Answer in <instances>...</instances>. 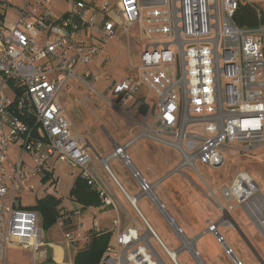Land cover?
<instances>
[{"label":"built area","instance_id":"1","mask_svg":"<svg viewBox=\"0 0 264 264\" xmlns=\"http://www.w3.org/2000/svg\"><path fill=\"white\" fill-rule=\"evenodd\" d=\"M51 1L27 0L18 9L13 26L0 13V264H5V251L11 245L29 249L34 258L44 245L38 211L22 205L21 182L49 177L57 162L78 170L101 204L117 212L113 244H108L98 264H167L152 237L173 264H178L176 256L183 248L196 258L183 244L172 256L136 209V201L130 200L145 227L143 233L134 223L123 225L128 215L94 166L90 143L71 131L58 102L61 88L73 78L87 86L101 78L108 80L106 99L123 111L141 85L157 94L153 117L140 124L141 132L125 144H114L113 151L100 160L107 172L110 159L121 160L137 182V197L145 195L157 206L182 243L187 238L160 203L156 184L143 177L126 152L140 137L176 148L183 161L175 171L190 168L207 191L201 192L213 199L218 210L232 214L240 206L264 237L261 187L253 185L236 193L230 185H223L218 196L196 167L197 163L219 167L225 162V152L240 155L264 145V11L248 4L258 20L263 19L249 28L235 21L243 0H117L115 5L105 1L99 10L90 11L78 0L74 12L59 18L53 16ZM4 4L0 0V6ZM132 26L143 30L145 41L137 78L110 81L108 75L92 71L89 66L99 55L104 54L106 64L112 59L105 53V43L118 30L128 36ZM89 30L97 35L94 41L78 39V33ZM14 142H19L16 161L8 155ZM49 180L55 187L53 175ZM57 224L63 226V219ZM209 228L213 230L214 225ZM65 236L82 239L78 231ZM226 253L233 251L228 248ZM234 264L243 263L237 258Z\"/></svg>","mask_w":264,"mask_h":264},{"label":"rangeland","instance_id":"2","mask_svg":"<svg viewBox=\"0 0 264 264\" xmlns=\"http://www.w3.org/2000/svg\"><path fill=\"white\" fill-rule=\"evenodd\" d=\"M107 1L112 4L115 0ZM243 4H251L264 11V0H243ZM262 28H264V24H262ZM142 35L143 30L137 26L130 28L128 36L123 34L122 30H118L116 35L109 39L104 46L105 53L111 55V61L107 64L102 62L101 65L104 68L95 69L96 73L100 76L108 75L110 81L121 80L126 77L137 78L141 47L145 42L142 41L140 43ZM262 44L264 45V38L262 39ZM103 56L104 54L99 55L97 58H102ZM131 64L134 67H131ZM89 67L94 68L93 65ZM107 82L108 80L101 78L87 86L78 79L73 78L61 88L58 102L70 123L71 131L84 137L90 143L94 166L115 192V199L120 204V207L123 206L124 215H128V221H124L123 225L129 222L134 223L140 227V233H143L145 227L142 220L119 190L109 172L103 168L100 157H105L113 151L114 142L123 144L141 132L140 124L149 122L153 117L152 108L158 96L153 90H149L143 84L139 87L135 97L137 100L129 104L123 111L118 107L114 108L108 103L106 99L108 95ZM145 98L147 103L143 104V106L146 107V111L141 113V104L139 105V102H143ZM193 129L199 130V128ZM196 130L192 131L195 132ZM18 151L19 142H14L9 146L8 155L11 160L16 161ZM126 152L134 165L147 179L156 180L159 178L160 180L164 175L167 176L155 187L160 203L168 215L176 222L177 226L181 228L186 238L190 239L193 238L192 235L199 234V240L195 244L196 258L187 248H183L178 251L176 256L178 264H204L201 258L209 264H223L224 262L226 264H234L235 259L230 257L223 247L221 250V244L212 232L207 231L200 234L209 218L218 219L215 222L218 224L220 233L242 263L262 264L250 247V243L249 246L242 238L240 229L237 226L239 223L230 221L228 214L225 212L221 219L222 212L214 206L213 199L210 198V200L207 196L200 193L201 190L204 193L207 191L201 181L193 174V171L187 166L181 167L180 171H175V168L183 161L182 155L176 148L151 138L140 137L129 145ZM224 156L225 162L219 167L202 163H197L196 166L203 179L218 196H220L219 189L223 185H230L236 193H241L253 185L260 186L264 191V145L258 146L250 152H243L240 155L225 152ZM108 164L111 172L122 184L126 192L130 196L137 195L139 193L137 182L132 178L130 171L122 164L121 160L112 158ZM156 170L161 172L157 173ZM76 171V169L69 167L65 163H55L53 168L54 176L57 180L55 188H52L51 183L47 180L43 184L38 179H34L35 177L23 180L21 182L22 190L20 191L22 205L33 206L39 198L48 194L53 195V192L58 198L66 200L69 197V190L73 184ZM161 175L163 176L161 177ZM185 176L191 178L195 185L188 182ZM30 186L34 187L33 190L27 189ZM178 193H183L185 195L184 198L178 196ZM137 207L170 251L178 250L182 246V241L175 234L165 216L160 213L157 206L147 196L144 195L137 198ZM116 214L115 208L111 205L101 204L100 206H94L87 214L82 216L84 224L80 230L84 232L90 228H98L101 231H110L109 243L113 244L116 231L113 219ZM230 215L235 221L241 220L249 225L252 234L259 241L264 251V237L241 207H236L235 211ZM93 218L97 222L96 226L93 225ZM133 218H135V221H130ZM43 232L44 236H46L48 229L43 230ZM151 242L165 262L173 264L153 237Z\"/></svg>","mask_w":264,"mask_h":264},{"label":"crops","instance_id":"3","mask_svg":"<svg viewBox=\"0 0 264 264\" xmlns=\"http://www.w3.org/2000/svg\"><path fill=\"white\" fill-rule=\"evenodd\" d=\"M76 1H78V0H52L50 2L49 6L51 8L53 16L55 18H59V17H62L64 15H68V14L74 12L76 10V5H75ZM80 1L84 2L85 5L87 6L88 10L90 11V10H99L101 5L103 4V2H105L107 0H80ZM116 2H117V0H115L114 3H112V4L109 2V4L115 5ZM26 3H27V0H17L14 2H12L11 0H5V4L3 6H0V13L3 14L5 23L7 25H9V26L15 25L17 14H18V9L21 8L22 6H24ZM132 27H135V26H132ZM96 37H97V35L95 34L94 30H89L87 32L78 33V39L83 40V41H94L96 39ZM142 41L144 42L142 37H140V43ZM102 62H103V57L102 58L96 57L94 62L91 64L94 66V68L93 69L91 68V70L95 71V69H103L104 67H102V65H101ZM136 100H137V98L134 99V101H131L129 104L134 103ZM140 104H141V106H143V104H145V103L140 101L139 105ZM141 113H142V110H141ZM138 134H136L133 138L129 139L125 143L129 142L130 140H133ZM125 143H123V144H125ZM114 144H119V143L114 142ZM120 145H122V144H120ZM9 159H10V156H9ZM25 159L28 160V158H26V157H25ZM153 162H155V161H153ZM54 165L52 168H54ZM156 171H157V173L161 172L159 170H156ZM109 174L111 175V177L113 178V180L117 184L119 190L127 198L130 205L132 206V204L130 202V200H131L130 197H132V196H130L126 192V190L124 189L122 184L114 176V174L111 172V170H110ZM50 175L54 176L53 170H52V173ZM50 175H49V177L35 176V178L34 177H32V178L38 179V181L41 182L42 184L44 182H46V180L51 183V181L49 180ZM78 176H79V172L77 170L75 173V176H74V181H75L76 177H78ZM162 176L163 175H161V177ZM143 177L147 181L155 183L156 184L155 187H156L157 184L159 182H161L162 180H164L167 176L164 175V177H162V179H160V180H159V178L156 180H150V179H147L144 175H143ZM149 177H151V175H149ZM54 178H55V176H54ZM55 180H56V178H55ZM74 181H73V183H74ZM72 186H73V184H72ZM72 186H71V188H72ZM55 187H56V184H55ZM55 187L52 186V188H55ZM154 190H155V188H154ZM54 191H55V189H54ZM112 191H113V189H112ZM113 193L115 194L114 191H113ZM200 193H202V192L200 191ZM138 194L133 196V197L136 198L135 206H136V209L139 211V209L137 207V198H138L137 196H138ZM53 196H56L55 192H53ZM178 196H180L181 198H184L185 195L183 193H178ZM60 200H61V202H60L59 207H60V213L63 214L62 219L64 221V225L59 226L56 222V224L53 225L54 227L51 226L50 228H48V233L46 236H44V232H43V243H44V245L41 247L40 251L35 255L36 258H34V255L32 254V252L29 249H25V248H22V247L16 246V245H11V246L7 247L6 251H5V264H33V258L36 259L37 264H72L73 263L74 256H75L77 250L85 246V244L89 240V236H90L91 232L100 231V230L98 228H96V229L90 228L84 232H82L80 230V228L84 224L82 221V216L87 214L88 211L93 208V206L84 207V206H82V204L76 202L70 195L66 200H62V199H60ZM28 207H30V206H28ZM121 208H122V210H124L123 206ZM230 216H232V215H230ZM222 217H223V214H222ZM222 217H221V219H222ZM236 217L239 218L238 216H236ZM231 219H232L233 223H235V222H237V224L239 223V225H237V226L239 227L238 229H240V233H242L245 236V242L248 243V245L250 243L251 246L250 245L249 246L256 253L260 262L262 264H264V251H263L262 247L260 246L259 241L252 234L251 228L249 227V225L244 223L241 220L235 221L233 219V217H231ZM216 220H218V219H216V218L215 219H210V218L207 219V224H206L205 228L202 229L200 234L207 232L206 230H207L208 226L211 224L210 222H213V221L215 222ZM94 221L96 222L95 218H93V222ZM96 224H97V222H96ZM76 231L80 232L82 239H80V240H74V239L69 240L66 238L65 234L67 232L74 234V232H76ZM219 234L223 237V235L220 233V231H219ZM192 237L196 238L195 239V244H196L199 240V234L198 235H192ZM223 240L230 248H232L226 242L224 237H223ZM215 242H216V240H215ZM222 247L223 246L221 244V250H222ZM255 248H258V251ZM201 260L204 262V264H209L204 259L201 258ZM213 264H215V263H213ZM223 264H226V263L224 262Z\"/></svg>","mask_w":264,"mask_h":264},{"label":"trees","instance_id":"4","mask_svg":"<svg viewBox=\"0 0 264 264\" xmlns=\"http://www.w3.org/2000/svg\"><path fill=\"white\" fill-rule=\"evenodd\" d=\"M235 21L240 27L253 28L263 22V19L258 20L253 7L248 4H241L237 9ZM141 110L142 113H145L146 107L141 106ZM69 195L84 207L101 205L98 194L79 176L76 177ZM60 202V198L48 194L39 198L35 205L29 207L38 211L43 230L50 228L59 219H62L63 214L60 213ZM213 222L210 223L212 224ZM110 235V231L91 232L85 246L77 250L72 264H98L103 251L109 244ZM241 235L245 240V236L242 233ZM255 249L258 251V248Z\"/></svg>","mask_w":264,"mask_h":264},{"label":"water","instance_id":"5","mask_svg":"<svg viewBox=\"0 0 264 264\" xmlns=\"http://www.w3.org/2000/svg\"><path fill=\"white\" fill-rule=\"evenodd\" d=\"M222 214H224V213H222ZM223 216H224V215H223ZM228 216H229L230 220L232 221L230 214H228ZM206 231H210V232H212V233L215 235V237L217 238L218 242H220V243L222 244V246L224 247L225 250H228V248H230V247L224 242V240L221 238L220 234H219L217 231H214V230H212V229H210V228H207ZM220 238H221V239H220ZM195 239H196V238H193V240H191V241L194 242ZM227 254H228V253H227ZM228 255H230V257H232L233 259H237L236 255H235L234 253H230V254H228Z\"/></svg>","mask_w":264,"mask_h":264},{"label":"bare ground","instance_id":"6","mask_svg":"<svg viewBox=\"0 0 264 264\" xmlns=\"http://www.w3.org/2000/svg\"><path fill=\"white\" fill-rule=\"evenodd\" d=\"M130 199H131V201H133V202H135L136 201V199H135V197H130ZM183 245L185 246V247H189V249L190 250H193V244L191 243V241H189L188 239H183ZM169 253L172 255V256H175V252L174 251H170L169 250Z\"/></svg>","mask_w":264,"mask_h":264},{"label":"flooded vegetation","instance_id":"7","mask_svg":"<svg viewBox=\"0 0 264 264\" xmlns=\"http://www.w3.org/2000/svg\"><path fill=\"white\" fill-rule=\"evenodd\" d=\"M221 217H222V216H221ZM210 225H214V229H213V230H214V231H217V232L219 233L217 222H213V223L210 224ZM210 225H209V226H210ZM209 226H208V228H209ZM214 236H215V235H214ZM187 239H188V238H187ZM188 240L191 241V240H193V238H190V239H188ZM191 243L193 244V251L196 252V251H195V240H194V242L191 241Z\"/></svg>","mask_w":264,"mask_h":264}]
</instances>
